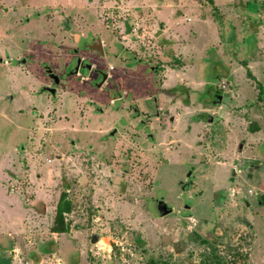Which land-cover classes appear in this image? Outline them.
<instances>
[{
	"label": "rangeland",
	"instance_id": "1",
	"mask_svg": "<svg viewBox=\"0 0 264 264\" xmlns=\"http://www.w3.org/2000/svg\"><path fill=\"white\" fill-rule=\"evenodd\" d=\"M158 1L0 0V262L264 264V0Z\"/></svg>",
	"mask_w": 264,
	"mask_h": 264
},
{
	"label": "water",
	"instance_id": "2",
	"mask_svg": "<svg viewBox=\"0 0 264 264\" xmlns=\"http://www.w3.org/2000/svg\"><path fill=\"white\" fill-rule=\"evenodd\" d=\"M124 29H125V35L126 36H131L133 33H134V27L130 24V21L129 20H125L124 22ZM97 52L100 54V55H104L105 52H104V47L102 46V44L100 43L99 44V47L97 49ZM81 61L82 60H79L78 62V67L76 69V72H78L79 68H80V64H81ZM24 62V61H23ZM87 69L88 70H91L92 69V66L88 65L87 66ZM51 72V71H50ZM53 76V79L55 80V84L56 85H59L60 83V79L59 77H57L56 75H52ZM107 79V75H104V81ZM101 86V85H99ZM52 93H55L56 90H51ZM217 97V96H216ZM217 102L219 103H222V99L223 97L222 96H218L217 97ZM114 134V132L112 133V135ZM243 149V145H240V150ZM247 164H256L257 167H256V170H259L260 169V162L259 161H256V160H248L247 161ZM236 175V172L234 171L233 172V176ZM158 209H159V212H160V216L161 217H166L170 214L173 213L174 209L172 207H170L167 203H165L164 201H160L159 202V205H158ZM244 223L249 227L250 226V223L247 222V220H244ZM100 238H98L97 236H93L92 237V243H96Z\"/></svg>",
	"mask_w": 264,
	"mask_h": 264
},
{
	"label": "flooded vegetation",
	"instance_id": "3",
	"mask_svg": "<svg viewBox=\"0 0 264 264\" xmlns=\"http://www.w3.org/2000/svg\"><path fill=\"white\" fill-rule=\"evenodd\" d=\"M160 28V27H159ZM157 32H160L159 30L157 31ZM136 33H142V29H140V31L139 32H135L134 31V33L132 34V35H135ZM131 35V36H132ZM159 36L161 37V32H160V34H159ZM87 48H90V46L89 45H87ZM78 60L76 61V65H75V67H74V69L72 70V73H71V76L73 77L74 75L76 76H81L82 75V73L84 72V71H90V72H92L93 71V69H94V66H92V65H90V64H88V65H90V66H92V69L91 70H88L87 69V64L85 63V60L84 59H80V57L79 58H77ZM79 60H82L81 61V64H80V68H79V70H78V72H76V69H77V67H78V62H79ZM96 68V67H95ZM97 69V68H96ZM48 74H49V77H50V79H51V81L53 82V83H55V80L53 79V76L52 75H55L54 74V72L52 71V72H48ZM108 76H107V79L104 81H102V83H100L99 85H101V86H97L99 89H102L103 87H104V85H105V83H106V81L108 80ZM60 84V83H59ZM51 90H55V89H53V87H51V88H49V87H44V92H46V93H49V94H51V95H53L54 97H55V95H56V92L55 93H52L51 92ZM217 97L218 96H220V95H216ZM120 97H123V95H122V90H121V96ZM127 108V107H126ZM125 108V110H127L128 112H130L131 114H132V111L130 110V108L129 109H126ZM163 112H165L167 115H169V112L168 111H166V110H164ZM134 114V113H133ZM159 115V114H158ZM134 117H136V116H134ZM174 120V119H173ZM248 160H253V159H246L245 160V168L247 169V171H248V175H249V177L250 178H252V172L253 171H257L256 170V167H257V165L256 164H247V161ZM258 199H259V197H258ZM259 202H260V204L262 203V201L261 200H258ZM249 205V204H248ZM250 206V205H249ZM239 220H241V219H239ZM7 262L3 259V260H1V262H0V264H6ZM9 264V263H8Z\"/></svg>",
	"mask_w": 264,
	"mask_h": 264
},
{
	"label": "trees",
	"instance_id": "4",
	"mask_svg": "<svg viewBox=\"0 0 264 264\" xmlns=\"http://www.w3.org/2000/svg\"><path fill=\"white\" fill-rule=\"evenodd\" d=\"M202 1H204V4L207 6L215 5L214 0H202ZM173 91L174 93L178 92L177 90H173ZM184 103L187 106H189V102L187 100H185ZM71 208H72L71 203L68 201L66 193H64L61 196L60 202L57 207L56 218H55V222L53 226L54 232H57V233H67L68 232V226L65 223V215L71 211ZM42 251H43V248H42ZM44 252H45V249H44Z\"/></svg>",
	"mask_w": 264,
	"mask_h": 264
},
{
	"label": "crops",
	"instance_id": "5",
	"mask_svg": "<svg viewBox=\"0 0 264 264\" xmlns=\"http://www.w3.org/2000/svg\"><path fill=\"white\" fill-rule=\"evenodd\" d=\"M158 1V0H157ZM161 2H164V1H166V0H160ZM214 2H215V6L217 5V0H214ZM158 3H159V1H158ZM201 6H199V7H197L198 9H200V12H201V7H202V2H201V4H200ZM228 5H230V4H228ZM228 5H226V6H228ZM164 9H166V8H169V7H171L172 5L170 4V3H164ZM175 6H177V5H175ZM185 6H188V5H185ZM192 6H194V5H189L188 6V10L189 11H186V12H190V11H193L194 10V12H198L197 11V9H193V7ZM192 9V10H191ZM229 9V8H228ZM184 10H186L185 9V7H184ZM233 10V9H232ZM185 12V13H186ZM161 13V12H160ZM202 15V14H201ZM181 16H184V14H179L177 17L179 18V17H181ZM227 16V18H231L232 16L229 14V15H226ZM213 21H214V23H213V21H212V23H211V26H215L216 24H218V25H220V23H222L223 21L222 20H219V19H221V18H218V19H216L214 16H213ZM209 21L211 22V20L210 19H206V18H204L203 17V15L201 16V20H200V22L199 23H201V24H203V25H207V23H209ZM221 26V25H220ZM218 27V26H217ZM199 28H200V26H199ZM159 31L161 32V37H163V36H165V33L166 32H168L167 31V29H163V25H160V29H159ZM196 33V32H195ZM196 38H198V36L196 37ZM207 40V39H206ZM165 71V70H164ZM52 72V71H51ZM186 73V72H185Z\"/></svg>",
	"mask_w": 264,
	"mask_h": 264
},
{
	"label": "built area",
	"instance_id": "6",
	"mask_svg": "<svg viewBox=\"0 0 264 264\" xmlns=\"http://www.w3.org/2000/svg\"><path fill=\"white\" fill-rule=\"evenodd\" d=\"M138 26H139V23H135V25L133 26L135 32H138V30H139V29H137ZM137 34H138V33H137ZM223 88H224V86H223Z\"/></svg>",
	"mask_w": 264,
	"mask_h": 264
}]
</instances>
